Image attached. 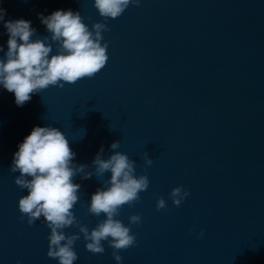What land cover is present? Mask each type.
I'll return each instance as SVG.
<instances>
[{
    "label": "water",
    "instance_id": "water-1",
    "mask_svg": "<svg viewBox=\"0 0 264 264\" xmlns=\"http://www.w3.org/2000/svg\"><path fill=\"white\" fill-rule=\"evenodd\" d=\"M0 8L5 20L31 21L40 37L48 33L37 14L57 9L108 29V59L91 77L50 85L22 107L0 89V264H58L46 255L43 218H22L17 202L27 190L10 171L37 125L58 128L86 171L103 146L102 158L120 151L147 176V189L116 217L136 238L117 250L121 264H264V0H140L106 21L92 0H0ZM6 40L0 23L5 50ZM109 175L74 178L72 211L89 230L104 218L88 212L89 198ZM176 186L189 193L179 206L169 198ZM133 214L139 224H129ZM79 235L74 264H116L107 242L92 253Z\"/></svg>",
    "mask_w": 264,
    "mask_h": 264
},
{
    "label": "clouds",
    "instance_id": "clouds-1",
    "mask_svg": "<svg viewBox=\"0 0 264 264\" xmlns=\"http://www.w3.org/2000/svg\"><path fill=\"white\" fill-rule=\"evenodd\" d=\"M139 2L92 0L93 7L105 21L119 17L130 4ZM4 16L5 10L0 8V23L7 34L6 50L0 45V89L11 92L18 107L29 101L32 94L50 85L62 88L65 82L74 83L80 78L91 77L106 64L108 43H101L102 32L108 30L104 22H94L89 28L80 12L71 9H57L48 15L38 13V19L48 33L40 37L31 21L23 18L5 20ZM119 146V142L114 141L109 147L116 150ZM102 154L103 146L92 160L94 172L86 171L87 165L73 163L76 154L58 128L38 125L33 126L13 153L10 171L19 173L14 183L27 190L18 199V210L29 225L43 218L50 230L46 255L56 259L58 264H74L77 260L73 245L80 238L79 234L83 236L85 248L92 253H103V242H107L113 249L116 264L122 261L117 250L135 244V235L116 217L123 205H131L139 199V193L148 187V178L135 174L136 162L127 154L113 151L106 159ZM144 162L152 164L147 152ZM105 172L110 175L102 180L103 187L91 194L87 208L90 214H103L104 218L89 230L77 223L72 211L81 187L73 181L78 174L82 179H90L93 174L103 177ZM188 195L182 186L173 187L169 192V198L176 206ZM165 206V200L157 197L156 209ZM128 220L129 224H139L141 217L133 214ZM69 226L78 227L79 234H66L64 229Z\"/></svg>",
    "mask_w": 264,
    "mask_h": 264
}]
</instances>
